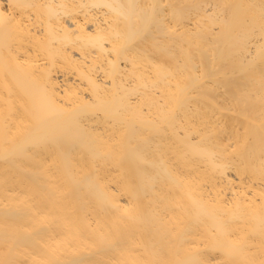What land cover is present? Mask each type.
<instances>
[{
  "label": "bare ground",
  "instance_id": "obj_1",
  "mask_svg": "<svg viewBox=\"0 0 264 264\" xmlns=\"http://www.w3.org/2000/svg\"><path fill=\"white\" fill-rule=\"evenodd\" d=\"M0 264H264V0H0Z\"/></svg>",
  "mask_w": 264,
  "mask_h": 264
}]
</instances>
